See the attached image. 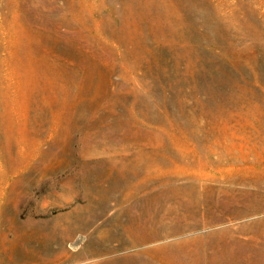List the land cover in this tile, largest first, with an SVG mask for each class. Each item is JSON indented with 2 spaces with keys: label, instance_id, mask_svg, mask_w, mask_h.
<instances>
[{
  "label": "rangeland",
  "instance_id": "obj_1",
  "mask_svg": "<svg viewBox=\"0 0 264 264\" xmlns=\"http://www.w3.org/2000/svg\"><path fill=\"white\" fill-rule=\"evenodd\" d=\"M0 264H264V0H0Z\"/></svg>",
  "mask_w": 264,
  "mask_h": 264
}]
</instances>
